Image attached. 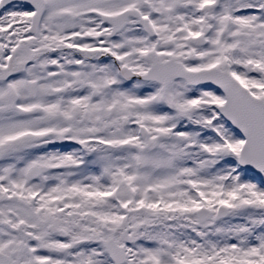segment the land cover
Here are the masks:
<instances>
[{
    "label": "rangeland",
    "instance_id": "obj_1",
    "mask_svg": "<svg viewBox=\"0 0 264 264\" xmlns=\"http://www.w3.org/2000/svg\"><path fill=\"white\" fill-rule=\"evenodd\" d=\"M69 2L48 4L38 44L25 36L18 46L25 33L18 25L30 22L27 12L15 7L0 15L9 70L33 61L27 69L39 85L37 97L29 99L21 80H15L21 108L0 116V161L7 162L0 165V219L12 224L45 219L47 212L34 200L35 190L44 188L43 199L51 195L45 204H73L58 219H86L89 225L106 221L110 230L136 228L140 243L128 264H264V175L238 167L244 140L217 111L224 101L221 93L210 85L187 87L183 81L164 92L136 80L123 87L116 77L120 66L143 74L153 61L172 59L192 72L226 70L264 103V0H126L127 5L143 4L145 13L144 2L155 6L160 33L151 40L131 26L112 42L102 39L93 13L115 12L121 4ZM65 11L72 16L67 24ZM68 34L73 39L65 49L55 44ZM198 35L205 36L206 46L186 44ZM166 40L174 46L164 47ZM109 51L115 67L107 55L99 64L93 62ZM247 62L259 70L257 75L245 74ZM48 89L55 93L52 98L44 95ZM122 119L127 121L124 129ZM138 126L145 129V140L139 138ZM34 141L37 155L26 154ZM87 158L91 161L83 163ZM21 160L16 168L14 161ZM39 164H49L53 173L28 183L26 171ZM63 193L68 194L65 201ZM219 205L230 211L225 219L212 226L197 222L199 208L214 212ZM8 241L15 244L11 237Z\"/></svg>",
    "mask_w": 264,
    "mask_h": 264
},
{
    "label": "flooded vegetation",
    "instance_id": "obj_2",
    "mask_svg": "<svg viewBox=\"0 0 264 264\" xmlns=\"http://www.w3.org/2000/svg\"><path fill=\"white\" fill-rule=\"evenodd\" d=\"M62 1L69 4L70 3L69 1L71 0H51L48 4L50 6L56 7L54 4L63 3ZM115 1L123 6L120 10L115 12L110 11L106 13L98 9L95 10L93 13L94 14L93 18L97 21L96 28L98 29V32H100L104 36L102 37V39H107L112 42L118 39L120 34L125 33V31L128 30L131 26H133L132 27L133 29L138 27L134 20H128L125 24L124 29L120 33L116 34L114 38L111 39L107 38V35H109L112 31V27L109 24L103 23L101 20V16L115 17L120 13L131 9L139 10L141 12L140 13L141 16L143 15L144 17L148 18V21L152 26V28L154 29L155 33L156 34L160 33L156 22H154L155 18L160 16L157 12L153 10L155 6H150L148 2H144L145 3L144 5L147 7L146 9L147 13H145L144 11H142L143 4L141 3H139V6H137V4L127 5L125 2L126 0H115ZM79 2L83 3L84 0H79ZM46 4L47 2L45 3V5ZM48 4L45 7V12L41 19L40 25L46 23ZM15 7L20 8L22 12L23 11L27 12V14H29L28 19L30 20L29 23H26V27L24 22L18 25V27H22V29L25 30V33L22 34L23 37L22 38L19 37L18 46L19 47L22 46V44L24 43L25 36L31 37L33 39L32 42L34 44H38L37 42H35V39L36 37L39 36L40 26L38 28L37 34L35 36H31L30 24H31V16L33 14V11L31 10L30 7H28L26 4L23 3L13 4L8 6L4 10L0 11V15H4L5 13H10L9 11L13 10ZM84 8L85 7H82V9L80 10H84ZM90 10L93 11V8H90ZM68 12L71 13L70 11H65L63 16L66 18V24L72 20V16H70ZM9 18L13 20L11 16H9ZM17 18L19 19L18 16ZM52 19L53 17L51 18L49 24L52 23ZM11 22L12 21H8V23L6 22V24L9 26ZM103 29H106L107 32H104ZM56 30L57 28H54V32ZM69 34L66 37H61L62 41L64 39L63 43L57 42L55 39L54 40L55 44H61V46L64 47L65 49V46H68L67 44H70L69 42H71L73 39V37ZM5 35H7L5 30L0 29V83L3 80L5 81L4 83L5 85H0V116L6 115V114H2L1 111L6 106L4 97L9 89L7 82L8 80L7 75L9 73L8 65L3 59L5 53L4 49L8 48L6 41L5 40L3 41ZM55 53L56 51H54L52 55H54ZM105 55H107V58L114 59L113 53L109 51V52L100 53L95 59H93L94 61L93 60L92 61L95 64H99V61L104 59ZM167 60H172V59H167ZM172 61L178 62L175 60ZM29 62L32 65L34 64L33 61H29ZM32 65H30V67ZM51 66H52V62H51ZM17 68L18 71L21 70L25 74H28V77H30L29 74L30 69H25L24 61H21V63L19 62L18 65L16 66V69ZM37 72L40 73V70H37ZM24 73L19 74L21 76V78H19L21 80V87L25 83V80L23 78ZM5 164L6 163L0 165H5ZM38 191L40 192V190ZM63 195L66 196L67 194H63ZM49 198L51 199V196ZM39 199L41 200L40 206H42V210L47 212L45 219H33L31 221L22 220L18 222L17 225H12L8 221L0 219V254L3 256L10 257L13 260L14 264H98L99 261H105L107 259L104 252L105 243L109 241L114 242L113 247L116 246L118 248H121L123 246L122 243L120 242L122 234L127 231L128 233L129 232L132 233V231H134L130 226H126V227L116 226L113 227L112 230H110L108 227V223L100 220L92 221L94 225H89L90 221L86 219H78V220L58 219L57 216L59 214L57 213V211L61 210L65 206V204L63 203L61 205L55 202H52L51 204L42 203V200L44 201L45 199H43L41 194L39 195ZM62 200L65 201V199ZM75 206L78 207V204H76ZM105 223H107V229ZM3 224H7V227H3ZM9 237H11V239L15 242V244L10 243L8 241ZM138 241L139 239L137 240V242ZM89 243L93 246L88 247ZM123 247L126 257L128 255L127 257V264H128L129 260L132 257V253L129 252L131 246H123ZM106 261L108 262V260ZM108 264L110 263L108 262Z\"/></svg>",
    "mask_w": 264,
    "mask_h": 264
},
{
    "label": "water",
    "instance_id": "obj_3",
    "mask_svg": "<svg viewBox=\"0 0 264 264\" xmlns=\"http://www.w3.org/2000/svg\"><path fill=\"white\" fill-rule=\"evenodd\" d=\"M16 1L28 2L36 10V13L33 17L34 29L32 31L33 33H36V28L43 10L42 0H4L2 6ZM127 16L136 18L139 25L150 35L149 28L146 25L145 20L140 19L136 11H127L115 19L109 17H103V19L110 22L111 24L115 23L118 25L117 30L119 31L122 26L119 25L118 22ZM188 43L202 46L204 45V40L202 37H198L195 39H189ZM168 45H170V43H168ZM246 69L248 74L257 73L256 70L250 69L249 65H247ZM119 74L125 81L131 80L135 77V75L126 68H122L119 71ZM138 78L147 82H156L162 88H164L173 80L179 78L185 80L188 85L192 86L210 83L213 86L218 87L223 92L226 99L224 106L220 107V113L222 117L232 124L245 139V143L238 159L239 163L242 167L248 168L250 171L262 175L264 171V105L261 101L253 98L252 95H250L242 86H240L230 74L218 69L191 73L183 70L179 64L167 61L164 63L153 64L145 75L139 76ZM26 90L33 97L35 96V88L33 85H27ZM48 94H51V91L48 92ZM7 99L10 100V102H13L14 96L9 95ZM122 122V126L124 127L126 121ZM142 134L143 137H145V134ZM141 166L142 163L138 160L137 167L140 168ZM47 171L48 169L44 167H34L27 173V178L28 180H33ZM197 214L209 215V212L206 210H201ZM226 215L227 211L222 209V212L216 218H214L213 221L223 218ZM207 218L208 217L206 215L204 217L199 216L198 220L200 223H202ZM108 252L110 253V258H112L114 261L116 260L115 262L117 264L122 262L117 261L113 250L110 249ZM1 263L3 262L0 261V264ZM6 264H11V262L9 261Z\"/></svg>",
    "mask_w": 264,
    "mask_h": 264
}]
</instances>
